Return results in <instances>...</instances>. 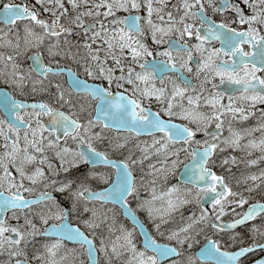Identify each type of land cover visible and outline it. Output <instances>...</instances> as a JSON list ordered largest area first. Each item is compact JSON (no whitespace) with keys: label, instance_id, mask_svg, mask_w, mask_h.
<instances>
[{"label":"snow or ice","instance_id":"6c2138e0","mask_svg":"<svg viewBox=\"0 0 264 264\" xmlns=\"http://www.w3.org/2000/svg\"><path fill=\"white\" fill-rule=\"evenodd\" d=\"M0 264H264V0H0Z\"/></svg>","mask_w":264,"mask_h":264},{"label":"flooded vegetation","instance_id":"af4514ba","mask_svg":"<svg viewBox=\"0 0 264 264\" xmlns=\"http://www.w3.org/2000/svg\"><path fill=\"white\" fill-rule=\"evenodd\" d=\"M15 2L16 3H23V2H25V0H15ZM169 2H171V0H169ZM27 3L32 4V2L30 0H27ZM209 14H211V13H209ZM249 122L251 123V122H254V121L250 120Z\"/></svg>","mask_w":264,"mask_h":264}]
</instances>
